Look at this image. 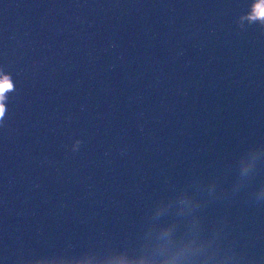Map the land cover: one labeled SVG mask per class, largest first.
<instances>
[{
    "label": "water",
    "instance_id": "95a60500",
    "mask_svg": "<svg viewBox=\"0 0 264 264\" xmlns=\"http://www.w3.org/2000/svg\"><path fill=\"white\" fill-rule=\"evenodd\" d=\"M227 107L264 187V0H186Z\"/></svg>",
    "mask_w": 264,
    "mask_h": 264
},
{
    "label": "clouds",
    "instance_id": "9594fccd",
    "mask_svg": "<svg viewBox=\"0 0 264 264\" xmlns=\"http://www.w3.org/2000/svg\"><path fill=\"white\" fill-rule=\"evenodd\" d=\"M261 12H264V9H261ZM8 87H10V85L8 84V81L6 79L0 81V92H3ZM0 113H2V109H0Z\"/></svg>",
    "mask_w": 264,
    "mask_h": 264
}]
</instances>
